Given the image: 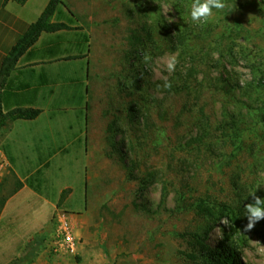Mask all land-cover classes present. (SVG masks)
Masks as SVG:
<instances>
[{
	"label": "rangeland",
	"instance_id": "374dc122",
	"mask_svg": "<svg viewBox=\"0 0 264 264\" xmlns=\"http://www.w3.org/2000/svg\"><path fill=\"white\" fill-rule=\"evenodd\" d=\"M62 1L52 22L72 30L44 38L66 50L45 62L60 91L0 161V264L38 244L32 264H210L225 242L264 264V221L244 231L264 198V0H224L201 24L192 0ZM223 204L235 223L199 214ZM63 214L74 256L54 249Z\"/></svg>",
	"mask_w": 264,
	"mask_h": 264
},
{
	"label": "crops",
	"instance_id": "0c3cea01",
	"mask_svg": "<svg viewBox=\"0 0 264 264\" xmlns=\"http://www.w3.org/2000/svg\"><path fill=\"white\" fill-rule=\"evenodd\" d=\"M49 2L50 0H27L25 3H19L13 0H0V69L5 57L9 55L11 50L28 31L30 26L37 22ZM47 35L53 36L54 34H43L35 44L33 48L34 50H29L24 54L20 59L16 70H13L10 76L7 77L4 88L2 89L4 92L3 104L5 112L19 107L43 110L45 109L42 108L43 103L45 104V102L50 101L51 104H53V94L51 95L52 101L47 99L50 97L49 92H57L58 90L60 91V89H58L57 86L55 90L51 89L48 91L53 79L52 74L47 70L45 62L47 60H53L56 62L62 58V55H66V50L63 49V44L60 41L55 39L45 40L44 38ZM55 44L58 45L57 52H55L56 56L49 57L51 54L48 50ZM26 55L33 56L28 57ZM58 82L61 84L64 80L59 79L56 82H53V84ZM43 113L45 112L42 111V114ZM30 121L33 120H17L10 122L4 130L0 131V161L4 160L5 162H8V158L11 161V156L18 155V151H15V149H17L18 141H20L19 143L23 144V146L26 145V142L24 141L30 134L26 137L23 134L19 138L18 136H14V132L16 130L22 131L29 129V127L26 126H28L27 124ZM19 122L23 123L20 125ZM49 123H53V121H49ZM17 125H19V127H17ZM32 129L34 128H31L30 131ZM36 150H38V146ZM17 162L18 163L15 164L12 163L11 168L18 174L23 168L18 160ZM17 176L24 188H26V179H23L20 175Z\"/></svg>",
	"mask_w": 264,
	"mask_h": 264
},
{
	"label": "trees",
	"instance_id": "16d2710c",
	"mask_svg": "<svg viewBox=\"0 0 264 264\" xmlns=\"http://www.w3.org/2000/svg\"><path fill=\"white\" fill-rule=\"evenodd\" d=\"M9 1V0H5ZM19 3H25L27 0H13ZM63 5L62 0H50L48 6L46 7L40 18L30 26L28 31L20 39L17 45L11 50L9 55H7L2 63L0 69V131L10 123L17 120H35L40 116L42 110L33 108H15L8 111H4V88L5 81L7 77L10 76L13 70H16L20 59L29 50L33 51L35 44L38 42L43 34H56L61 31L72 30L71 26L62 22H52V19L59 14V7ZM86 39V38H85ZM54 43V42H53ZM57 43V42H55ZM60 44V43H59ZM58 45H54L48 52L51 54L49 57L56 56ZM33 56V55H26ZM5 199L0 198V211L5 206ZM199 214L205 216L211 221H216L217 215L220 218H229L232 223L236 222V214L231 206L225 204L217 206V208L207 207L200 205L198 207ZM209 233V230L208 232ZM202 244V243H201ZM37 246H31V251L23 257L14 260L9 264H32L37 257L36 248ZM205 249V245L201 246ZM207 256L210 264H243L240 252L237 251L235 247H231L227 242L220 243L216 249H211L207 247Z\"/></svg>",
	"mask_w": 264,
	"mask_h": 264
},
{
	"label": "clouds",
	"instance_id": "9594fccd",
	"mask_svg": "<svg viewBox=\"0 0 264 264\" xmlns=\"http://www.w3.org/2000/svg\"><path fill=\"white\" fill-rule=\"evenodd\" d=\"M226 7L224 0H192L190 5V17L191 20L197 24L207 23L216 12L222 11ZM215 10V11H214ZM164 69L169 73H173L176 70L178 59L176 54H167L162 57ZM143 61L148 64L152 61V56L150 53L145 52L143 54ZM163 87L165 89H171L172 84L165 80ZM264 177V173H260ZM252 202L248 203L244 207L245 217L247 219V224L244 227V231H252L256 224L260 221H264V198L253 194Z\"/></svg>",
	"mask_w": 264,
	"mask_h": 264
},
{
	"label": "built area",
	"instance_id": "2783aa9c",
	"mask_svg": "<svg viewBox=\"0 0 264 264\" xmlns=\"http://www.w3.org/2000/svg\"><path fill=\"white\" fill-rule=\"evenodd\" d=\"M1 172V168H0ZM54 249L58 253L74 256L78 252L79 241L73 224L66 215H59L54 238Z\"/></svg>",
	"mask_w": 264,
	"mask_h": 264
}]
</instances>
